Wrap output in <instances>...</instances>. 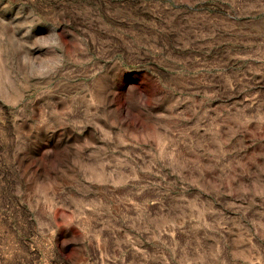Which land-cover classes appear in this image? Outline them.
I'll return each mask as SVG.
<instances>
[{"label": "rangeland", "instance_id": "1", "mask_svg": "<svg viewBox=\"0 0 264 264\" xmlns=\"http://www.w3.org/2000/svg\"><path fill=\"white\" fill-rule=\"evenodd\" d=\"M0 264H264V0H0Z\"/></svg>", "mask_w": 264, "mask_h": 264}]
</instances>
